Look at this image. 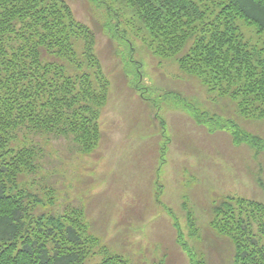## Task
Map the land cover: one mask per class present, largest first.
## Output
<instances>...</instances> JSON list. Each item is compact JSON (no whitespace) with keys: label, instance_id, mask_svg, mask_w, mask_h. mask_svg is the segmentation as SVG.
Returning <instances> with one entry per match:
<instances>
[{"label":"trees","instance_id":"16d2710c","mask_svg":"<svg viewBox=\"0 0 264 264\" xmlns=\"http://www.w3.org/2000/svg\"><path fill=\"white\" fill-rule=\"evenodd\" d=\"M119 1L143 23L153 55L176 58L210 92L234 99L245 118L264 121V41L252 42L241 24L264 37V0ZM96 45V33L65 0H0V264H84L95 255L100 241L84 209L47 212L46 195L55 190L41 198L29 185L42 171V145L51 137L71 139L84 154L100 145L110 83ZM191 112L199 122L231 132L237 144L264 153L260 135L218 127L215 119ZM211 222L218 238L229 240L230 264H264L263 203L223 197ZM178 233L189 264H209L205 253L194 254L183 242L180 228ZM100 264L129 263L108 254Z\"/></svg>","mask_w":264,"mask_h":264},{"label":"rangeland","instance_id":"374dc122","mask_svg":"<svg viewBox=\"0 0 264 264\" xmlns=\"http://www.w3.org/2000/svg\"><path fill=\"white\" fill-rule=\"evenodd\" d=\"M65 1L96 33L95 52L110 83L102 139L91 154L69 155V140L51 137L29 187L41 198L55 190L46 195L47 212L84 208L100 241L84 264H100L108 254L129 264H189L178 228L209 264H230L229 240L212 229L213 206L227 196L264 204V153L236 144L230 132L199 122L191 110L218 127L236 125L263 138L264 121L245 118L234 99L210 92L176 58L153 55L144 43L149 34L126 3ZM241 24L252 42L263 43Z\"/></svg>","mask_w":264,"mask_h":264}]
</instances>
